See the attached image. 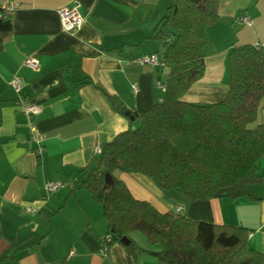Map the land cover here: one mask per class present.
Returning <instances> with one entry per match:
<instances>
[{
  "label": "crops",
  "instance_id": "0c3cea01",
  "mask_svg": "<svg viewBox=\"0 0 264 264\" xmlns=\"http://www.w3.org/2000/svg\"><path fill=\"white\" fill-rule=\"evenodd\" d=\"M7 1L17 7L11 28L0 31V264H157L148 254L134 260L122 243L103 253L107 223L101 205L83 187L70 191L81 184L82 169L96 165L99 146L131 128L119 104L142 113L163 99L168 69L133 61L160 55L153 35L171 0ZM65 6H78L85 19L80 29H63ZM218 14L206 29L205 73L183 95L185 102L211 104L226 96L233 47L259 44L264 51V0H220ZM244 15L252 25L240 20ZM30 56L39 70L25 65ZM16 77L23 81L21 95L41 106L31 119L17 103L11 84ZM258 125H264V102L249 126ZM258 167L263 183L249 189L256 200L187 202L144 174L116 175L135 198L162 213L181 207L192 220L247 228L250 247L264 252V157ZM51 181L64 186L49 192ZM131 238L157 250L140 232Z\"/></svg>",
  "mask_w": 264,
  "mask_h": 264
},
{
  "label": "trees",
  "instance_id": "16d2710c",
  "mask_svg": "<svg viewBox=\"0 0 264 264\" xmlns=\"http://www.w3.org/2000/svg\"><path fill=\"white\" fill-rule=\"evenodd\" d=\"M219 1L171 0L153 35L168 69L163 99L142 113L131 111V128L104 143L96 165L83 168L81 184L71 187V193L87 189L101 205L105 253L122 243L134 260L148 254L157 264H264V252L249 245L247 228L192 220L177 210L162 213L135 198L116 175L144 174L187 202L257 199L249 189L263 183L258 165L264 157V125H249L264 102L261 46L238 45L230 51L223 99L211 104L182 100L205 73L206 29L219 19ZM10 28V20L0 18V31ZM117 109L127 111L122 104ZM106 172L111 184L105 182ZM135 232L157 250L142 248L131 238Z\"/></svg>",
  "mask_w": 264,
  "mask_h": 264
},
{
  "label": "built area",
  "instance_id": "2783aa9c",
  "mask_svg": "<svg viewBox=\"0 0 264 264\" xmlns=\"http://www.w3.org/2000/svg\"><path fill=\"white\" fill-rule=\"evenodd\" d=\"M16 4L11 2V1H4L2 4V12H1V19L3 20H9L11 16L13 15L15 9H16ZM60 17H61V24L62 27L65 31H76L81 28L83 25L85 19L82 16L78 6H65L60 9ZM240 20L245 22L246 24L252 25V20L249 16H241ZM256 46H260L259 44ZM135 64L140 65V66H145V65H151V66H158V67H164V63L161 61L159 58V55L157 53H151L147 54L144 56H141L139 58L134 59L133 61ZM25 65L32 69V70H39V62L38 59L35 56H30L25 60ZM11 84L15 91L19 93V97L17 100V103L21 105L23 113L27 116V118L31 119L34 116L38 115L41 112V106L38 103L31 102L27 100L23 95H21V91L23 88V81L21 78H14L11 81ZM164 87V86H162ZM134 91L138 90V86L135 84L133 86ZM30 129L34 135V138L37 140V135L36 134V126L34 123L30 122L29 123ZM98 151L101 152V148L99 146ZM64 184L62 182H48L46 184V188L49 192H54L57 189L63 187ZM182 208L179 207L177 211H181ZM264 228V225H263ZM103 239L101 241L102 245V251L105 253V246L102 244Z\"/></svg>",
  "mask_w": 264,
  "mask_h": 264
},
{
  "label": "water",
  "instance_id": "95a60500",
  "mask_svg": "<svg viewBox=\"0 0 264 264\" xmlns=\"http://www.w3.org/2000/svg\"><path fill=\"white\" fill-rule=\"evenodd\" d=\"M125 115L127 117L131 118V120H135V117L133 115H131V111L130 110L126 111ZM133 128H135V127L133 126ZM105 182H106V184H111L112 183V175L109 172L105 173Z\"/></svg>",
  "mask_w": 264,
  "mask_h": 264
},
{
  "label": "rangeland",
  "instance_id": "374dc122",
  "mask_svg": "<svg viewBox=\"0 0 264 264\" xmlns=\"http://www.w3.org/2000/svg\"><path fill=\"white\" fill-rule=\"evenodd\" d=\"M139 123H140V121H139V120H137V121H136V124H138V125H139ZM133 126H134V125H133ZM141 234H142V233H141ZM142 235H143V234H142ZM143 236H144V235H143Z\"/></svg>",
  "mask_w": 264,
  "mask_h": 264
}]
</instances>
